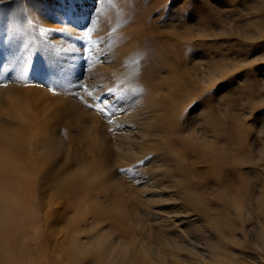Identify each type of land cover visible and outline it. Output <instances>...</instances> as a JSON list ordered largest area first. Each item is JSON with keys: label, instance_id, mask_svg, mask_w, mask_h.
<instances>
[{"label": "rangeland", "instance_id": "obj_1", "mask_svg": "<svg viewBox=\"0 0 264 264\" xmlns=\"http://www.w3.org/2000/svg\"><path fill=\"white\" fill-rule=\"evenodd\" d=\"M75 3L0 0V264H264V0Z\"/></svg>", "mask_w": 264, "mask_h": 264}, {"label": "snow or ice", "instance_id": "obj_2", "mask_svg": "<svg viewBox=\"0 0 264 264\" xmlns=\"http://www.w3.org/2000/svg\"><path fill=\"white\" fill-rule=\"evenodd\" d=\"M64 2L68 5L70 10L74 9L76 7L75 0H64ZM68 24L71 25L70 19L68 21ZM92 31H93V29L91 27L86 26L84 29H81L82 35L77 36V39L81 40V42L85 48H87L86 38L89 37V35ZM76 51L80 52L85 65H87L89 62V58L92 56L91 50H89L87 53H84L80 49H77ZM82 81H83V74H79L74 86L76 88H79V89H84L85 85ZM133 91L135 92L136 90L133 89ZM87 95L91 96L92 93L88 92ZM114 95H115V90L109 89V96L104 97L103 99L97 97V99L99 100V103L88 104V107L94 108V109L100 111L102 113V115H104L105 119L109 123H111L112 117L116 114V110L118 109L119 100L121 99L120 97H117L115 102L109 104L110 98ZM77 98L83 100V97L77 96ZM141 163H143V161ZM122 171L127 172L129 170H122Z\"/></svg>", "mask_w": 264, "mask_h": 264}]
</instances>
